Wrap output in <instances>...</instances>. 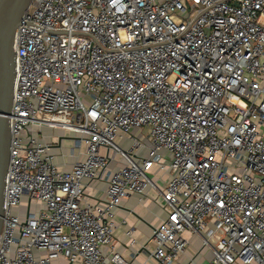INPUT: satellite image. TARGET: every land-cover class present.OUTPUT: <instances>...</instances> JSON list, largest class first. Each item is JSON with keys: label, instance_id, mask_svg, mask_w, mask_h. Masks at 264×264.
Here are the masks:
<instances>
[{"label": "built area", "instance_id": "2783aa9c", "mask_svg": "<svg viewBox=\"0 0 264 264\" xmlns=\"http://www.w3.org/2000/svg\"><path fill=\"white\" fill-rule=\"evenodd\" d=\"M14 62L0 264H127L113 213L150 190L156 264H197L186 234L264 264V0H32ZM42 128L85 159L59 170Z\"/></svg>", "mask_w": 264, "mask_h": 264}, {"label": "crops", "instance_id": "0c3cea01", "mask_svg": "<svg viewBox=\"0 0 264 264\" xmlns=\"http://www.w3.org/2000/svg\"><path fill=\"white\" fill-rule=\"evenodd\" d=\"M41 133L42 137H38V140L50 144L49 152L54 156V163L59 170L68 172L76 161L85 159L84 154H79L78 150L73 148V135L48 128H42ZM128 144L129 140L127 139L121 142L123 147H127ZM72 150L74 151L72 152ZM162 178L163 180H159L158 185L164 188V180L168 179L167 173L163 172ZM84 183L88 184L87 180H84ZM89 184V187L86 188L87 198L100 201L103 198L106 184L101 181H94ZM165 216L162 200L155 191L150 190L144 199H139V196L135 194L130 195L114 210L112 220L115 229L112 248L127 264H156L150 258V253L154 249V244L150 238L154 227ZM128 232H130L129 236ZM185 237L188 239L189 245L183 260L186 262V259L191 257L197 264H206L211 258V253L208 249L202 248L200 237L192 234H186ZM143 246L146 248L142 249ZM50 264L68 263L64 259H59Z\"/></svg>", "mask_w": 264, "mask_h": 264}, {"label": "water", "instance_id": "95a60500", "mask_svg": "<svg viewBox=\"0 0 264 264\" xmlns=\"http://www.w3.org/2000/svg\"><path fill=\"white\" fill-rule=\"evenodd\" d=\"M32 0H0V231L8 164L9 125L15 68V31Z\"/></svg>", "mask_w": 264, "mask_h": 264}, {"label": "rangeland", "instance_id": "374dc122", "mask_svg": "<svg viewBox=\"0 0 264 264\" xmlns=\"http://www.w3.org/2000/svg\"><path fill=\"white\" fill-rule=\"evenodd\" d=\"M69 146V145H68Z\"/></svg>", "mask_w": 264, "mask_h": 264}]
</instances>
